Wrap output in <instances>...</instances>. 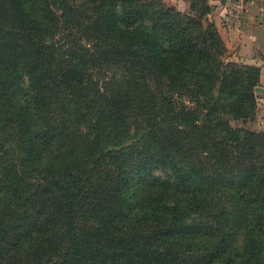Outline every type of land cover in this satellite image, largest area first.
<instances>
[{
    "label": "trees",
    "instance_id": "trees-1",
    "mask_svg": "<svg viewBox=\"0 0 264 264\" xmlns=\"http://www.w3.org/2000/svg\"><path fill=\"white\" fill-rule=\"evenodd\" d=\"M77 1L0 0V264H264L261 68L208 0ZM138 119L136 155L106 147ZM166 168L177 202L132 214L130 174Z\"/></svg>",
    "mask_w": 264,
    "mask_h": 264
},
{
    "label": "rangeland",
    "instance_id": "rangeland-1",
    "mask_svg": "<svg viewBox=\"0 0 264 264\" xmlns=\"http://www.w3.org/2000/svg\"><path fill=\"white\" fill-rule=\"evenodd\" d=\"M75 1L77 0H69ZM167 4L172 5L168 0H164ZM174 6V5H172ZM176 7V6H174ZM178 10L183 11L182 9ZM228 61H232L227 59ZM236 62V61H234ZM244 64L243 62H238ZM258 67V66H257ZM260 85L256 88V94L258 96V109L255 117L246 123L244 126L253 129L256 132H264V72L261 70L260 73ZM125 92L126 88H121ZM133 93L130 92V97H133ZM236 126H243L241 123H235ZM105 136V145L107 148L112 150H126L129 147H133L131 150H128L125 157H132L137 154V145L139 146V119L137 123L132 125L128 133H121L119 131L106 132ZM59 146L56 143H48L41 145V155L44 164L45 162L57 163L64 157V154L61 150L58 149ZM45 161V162H44ZM131 189H133L134 197L130 202V211L132 214L137 212L139 215V207H142L148 211L152 210V207H157L162 204H174L177 202L180 194L178 193L179 183L172 175L168 168L164 170H148L145 172H135L133 171L130 176ZM151 207V209H150ZM136 211V212H133ZM187 223L190 225L199 224L198 215L196 213H191Z\"/></svg>",
    "mask_w": 264,
    "mask_h": 264
},
{
    "label": "crops",
    "instance_id": "crops-1",
    "mask_svg": "<svg viewBox=\"0 0 264 264\" xmlns=\"http://www.w3.org/2000/svg\"><path fill=\"white\" fill-rule=\"evenodd\" d=\"M168 1L183 11L191 8V0ZM208 3L212 7L209 18L227 45V58L258 66L264 72V0L246 4L238 0H208Z\"/></svg>",
    "mask_w": 264,
    "mask_h": 264
},
{
    "label": "built area",
    "instance_id": "built-area-1",
    "mask_svg": "<svg viewBox=\"0 0 264 264\" xmlns=\"http://www.w3.org/2000/svg\"><path fill=\"white\" fill-rule=\"evenodd\" d=\"M227 1H232V0H227ZM238 1H241L242 4H246L248 2H254L256 0H238Z\"/></svg>",
    "mask_w": 264,
    "mask_h": 264
}]
</instances>
